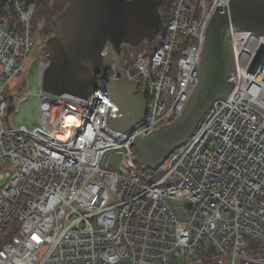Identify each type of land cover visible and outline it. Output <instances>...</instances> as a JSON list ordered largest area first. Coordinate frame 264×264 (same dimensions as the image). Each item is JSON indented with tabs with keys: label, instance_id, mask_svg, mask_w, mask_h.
<instances>
[{
	"label": "built area",
	"instance_id": "2783aa9c",
	"mask_svg": "<svg viewBox=\"0 0 264 264\" xmlns=\"http://www.w3.org/2000/svg\"><path fill=\"white\" fill-rule=\"evenodd\" d=\"M229 4L172 0L167 17L161 10L162 44L127 66L121 53L127 80L145 94V134L184 113L216 6ZM38 7L9 0L0 8V264H264V65L248 71L264 36L232 33L230 94L162 167L141 165L152 171L143 175L135 133L109 126L108 90L87 99L44 90L50 62ZM32 53L41 57V90L30 130L12 124L27 96L10 94ZM70 117L78 124L69 127ZM110 152L117 168L103 165ZM170 201L184 203L183 220Z\"/></svg>",
	"mask_w": 264,
	"mask_h": 264
},
{
	"label": "water",
	"instance_id": "95a60500",
	"mask_svg": "<svg viewBox=\"0 0 264 264\" xmlns=\"http://www.w3.org/2000/svg\"><path fill=\"white\" fill-rule=\"evenodd\" d=\"M66 1L45 44L50 64L44 73V90L83 99L108 90L109 126L135 133L137 161L152 170L187 143L215 101L230 94L234 81L229 79L235 75L232 33L251 31L264 36V0H230L227 7L216 6L207 29L199 85L180 118L147 135L145 94H138V83L127 80L121 53L124 46L136 48L165 37L163 0ZM263 60L264 40L248 71L255 74Z\"/></svg>",
	"mask_w": 264,
	"mask_h": 264
},
{
	"label": "rangeland",
	"instance_id": "374dc122",
	"mask_svg": "<svg viewBox=\"0 0 264 264\" xmlns=\"http://www.w3.org/2000/svg\"><path fill=\"white\" fill-rule=\"evenodd\" d=\"M169 1V0H168ZM171 4H172V0ZM48 3L51 8L54 9V12L45 13L44 11L41 12V15H38L37 24L41 28V34L45 37L44 39H49L54 34V20L57 17V12L62 11L67 6L66 0H48ZM171 4L168 6L162 7L164 9L165 15L167 17L170 10ZM59 8V9H58ZM40 13V11H39ZM162 44V40L157 38L153 41V43L145 42L141 46L132 49L129 46H124L122 50V60L123 65L127 66V64L135 59L137 55L145 54L151 55L160 45ZM40 61L41 57L34 55L32 53L29 57L28 63L24 70V75L17 79L12 88V92L10 96H14L17 98H22L27 96V98L19 105L18 113H16L13 119V125L16 128H20L22 126H26L28 129L32 130L35 128L37 120H38V108H39V92L41 90L40 83H39V70H40ZM24 85L25 89L20 91L19 87ZM143 88V84H142ZM114 152L108 153L105 158L103 165L107 162L111 163L114 168L120 163V157L118 155H112ZM165 163V162H164ZM163 166V165H162ZM141 173L146 175L152 171L145 169L141 164ZM163 172V169L158 170V172L153 176L155 179L159 178ZM5 181H0V186H3ZM170 204L179 215L181 220L184 219L183 211L186 208L182 201H170Z\"/></svg>",
	"mask_w": 264,
	"mask_h": 264
},
{
	"label": "trees",
	"instance_id": "16d2710c",
	"mask_svg": "<svg viewBox=\"0 0 264 264\" xmlns=\"http://www.w3.org/2000/svg\"><path fill=\"white\" fill-rule=\"evenodd\" d=\"M9 2V0H0V8L3 7L5 4H7ZM38 4H39V9H38V13H37V18H38V15H41L42 13L41 12H45V13H49V12H54V9L50 7L49 3H48V0H37ZM169 4H171V1L169 0H165L163 3H162V6H161V10H162V13H164V9H162V7H164L165 5L168 6L167 9L169 8ZM59 9V8H58ZM40 11V13H39ZM61 12H62V9H61ZM58 14L60 13V11L57 12ZM57 14V15H58ZM160 39V37H157ZM156 38V39H157Z\"/></svg>",
	"mask_w": 264,
	"mask_h": 264
},
{
	"label": "bare ground",
	"instance_id": "6f19581e",
	"mask_svg": "<svg viewBox=\"0 0 264 264\" xmlns=\"http://www.w3.org/2000/svg\"><path fill=\"white\" fill-rule=\"evenodd\" d=\"M261 35V34H260ZM238 37L241 39L242 38V35H238ZM78 124V121H76V118H74V117H70L69 119H68V122H67V125L69 126V127H71V126H75V125H77Z\"/></svg>",
	"mask_w": 264,
	"mask_h": 264
}]
</instances>
